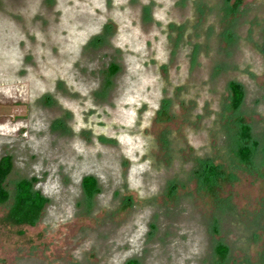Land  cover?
Returning <instances> with one entry per match:
<instances>
[{
  "label": "rangeland",
  "instance_id": "374dc122",
  "mask_svg": "<svg viewBox=\"0 0 264 264\" xmlns=\"http://www.w3.org/2000/svg\"><path fill=\"white\" fill-rule=\"evenodd\" d=\"M263 133L264 0H0V264H264Z\"/></svg>",
  "mask_w": 264,
  "mask_h": 264
},
{
  "label": "trees",
  "instance_id": "16d2710c",
  "mask_svg": "<svg viewBox=\"0 0 264 264\" xmlns=\"http://www.w3.org/2000/svg\"><path fill=\"white\" fill-rule=\"evenodd\" d=\"M117 67L113 66L112 71H116ZM230 92V108L235 111L240 106L243 99L242 87L236 82L229 83ZM239 131V146L236 150V157L241 164L248 165L258 148L257 142L252 140L249 126L241 123ZM264 155V144L261 148ZM12 169V158L4 156L0 159V205L4 204L8 198V192L3 188V183ZM35 179H23L16 184V194L13 205L9 210L8 216L12 222L17 225L32 226L38 220L41 212L46 204V198L39 191L33 190ZM82 188L88 198L93 197L99 190L94 177L87 176L83 178ZM219 259H224L228 249L226 246L219 244L215 249ZM125 264H139L137 260H128Z\"/></svg>",
  "mask_w": 264,
  "mask_h": 264
},
{
  "label": "crops",
  "instance_id": "0c3cea01",
  "mask_svg": "<svg viewBox=\"0 0 264 264\" xmlns=\"http://www.w3.org/2000/svg\"><path fill=\"white\" fill-rule=\"evenodd\" d=\"M231 82H236V81H231ZM230 83V82H229ZM236 83H238V82H236ZM239 84V83H238ZM241 85V84H240ZM228 86H229V84H228ZM242 87V86H241ZM229 89V88H228ZM242 92H243V87H242ZM243 99H244V92H243ZM243 99H242V102H243ZM242 102H241V104H242ZM230 103H231V101H230ZM241 104H240V106H241ZM240 106L238 107V109L240 108ZM237 109V110H238ZM237 110H235V111H237ZM242 122H240V124H241ZM245 124V123H244ZM245 125H247V126H249L248 124H245ZM249 128H250V126H249ZM250 135H251V128H250ZM240 137V136H239ZM251 137H252V135H251ZM263 138H264V133H263ZM240 139V138H239ZM253 140V139H252ZM264 144V143H263ZM85 177H87V176H85ZM84 178V177H83ZM96 180V179H95ZM82 181H83V179H82ZM44 197V196H43Z\"/></svg>",
  "mask_w": 264,
  "mask_h": 264
},
{
  "label": "flooded vegetation",
  "instance_id": "af4514ba",
  "mask_svg": "<svg viewBox=\"0 0 264 264\" xmlns=\"http://www.w3.org/2000/svg\"><path fill=\"white\" fill-rule=\"evenodd\" d=\"M3 157H4V156H3ZM1 158H2V157H1ZM1 158H0V159H1ZM27 180H30V179H27Z\"/></svg>",
  "mask_w": 264,
  "mask_h": 264
}]
</instances>
